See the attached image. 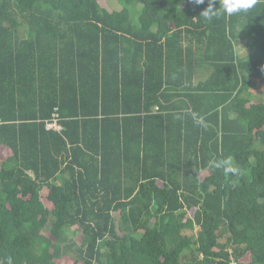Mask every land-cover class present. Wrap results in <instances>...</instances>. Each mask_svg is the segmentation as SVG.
Here are the masks:
<instances>
[{"label": "trees", "instance_id": "16d2710c", "mask_svg": "<svg viewBox=\"0 0 264 264\" xmlns=\"http://www.w3.org/2000/svg\"><path fill=\"white\" fill-rule=\"evenodd\" d=\"M220 2L0 0V264H264V0Z\"/></svg>", "mask_w": 264, "mask_h": 264}, {"label": "clouds", "instance_id": "9594fccd", "mask_svg": "<svg viewBox=\"0 0 264 264\" xmlns=\"http://www.w3.org/2000/svg\"><path fill=\"white\" fill-rule=\"evenodd\" d=\"M197 4H201L204 0H195ZM216 0H209V7L205 10L202 15L205 19H212L214 15H217L216 8H213V4ZM258 0H221L220 8L222 12L228 16L239 13L241 11H247L253 8L257 4ZM215 168H224L226 173H231L233 175H239L240 169L238 167L230 166L228 161L216 162L213 164ZM9 264H11V258H9Z\"/></svg>", "mask_w": 264, "mask_h": 264}, {"label": "rangeland", "instance_id": "374dc122", "mask_svg": "<svg viewBox=\"0 0 264 264\" xmlns=\"http://www.w3.org/2000/svg\"><path fill=\"white\" fill-rule=\"evenodd\" d=\"M126 8L131 13L133 12L132 14H133V17H134L137 14L136 11H139L141 6L140 5H128ZM241 51H242L241 49H239L237 51L238 55H240L242 53ZM250 94H251V96L254 97V99L256 101H263L264 100V88L259 83H258V85H255L254 88L250 89ZM46 192H47V190L44 189L43 190V194L45 195ZM71 236H72V239L77 242V244L80 243V235L78 233H75V234H73ZM59 264H70V262L69 261H66V262L60 261Z\"/></svg>", "mask_w": 264, "mask_h": 264}, {"label": "bare ground", "instance_id": "6f19581e", "mask_svg": "<svg viewBox=\"0 0 264 264\" xmlns=\"http://www.w3.org/2000/svg\"><path fill=\"white\" fill-rule=\"evenodd\" d=\"M56 117V115H54V118ZM52 123H55V125L56 126H58L59 128L58 129H53V128H47V126L48 125H50V124H52ZM46 129H48V130H54V131H59V130H61V127L55 122V121H53V122H51V123H48L47 125H46Z\"/></svg>", "mask_w": 264, "mask_h": 264}, {"label": "built area", "instance_id": "2783aa9c", "mask_svg": "<svg viewBox=\"0 0 264 264\" xmlns=\"http://www.w3.org/2000/svg\"><path fill=\"white\" fill-rule=\"evenodd\" d=\"M47 128H53V129H58L59 127L55 125V123H52L47 126Z\"/></svg>", "mask_w": 264, "mask_h": 264}]
</instances>
